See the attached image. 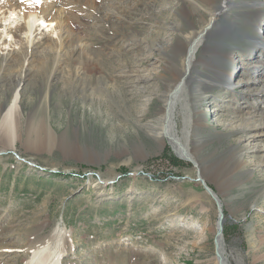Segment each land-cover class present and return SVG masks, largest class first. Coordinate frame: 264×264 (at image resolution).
I'll return each mask as SVG.
<instances>
[{"label": "rangeland", "instance_id": "obj_1", "mask_svg": "<svg viewBox=\"0 0 264 264\" xmlns=\"http://www.w3.org/2000/svg\"><path fill=\"white\" fill-rule=\"evenodd\" d=\"M64 1L74 5L66 7L74 41L60 63L44 26L28 48L24 32L11 41L10 50L26 49L18 62L0 38V143L18 81L13 66L23 68L12 113L17 139L13 149L0 144V264H24L33 242L59 227L68 242L61 264H215L219 209L227 263L264 264V153L249 149L264 146V126L257 127L264 125V81L252 84L264 21L257 29L248 15L256 2L264 10V0H233L219 14V25L235 24L227 46L211 47L217 31L207 35L187 79L193 122L203 124L190 144L199 170L169 145L159 150L145 127L158 124L165 80L180 71L182 58L170 45L202 31L221 0H211L214 8L202 0ZM42 52L47 62L40 65L35 56ZM222 71L232 74L231 90ZM42 121L40 145L27 148L28 128ZM258 129L263 135L247 142Z\"/></svg>", "mask_w": 264, "mask_h": 264}, {"label": "bare ground", "instance_id": "obj_2", "mask_svg": "<svg viewBox=\"0 0 264 264\" xmlns=\"http://www.w3.org/2000/svg\"><path fill=\"white\" fill-rule=\"evenodd\" d=\"M82 1L83 0H77L76 2L83 3ZM202 1L206 2L207 5L209 6L212 5L211 0H202ZM86 2H88V0H86ZM71 3L72 4H70L69 2H65L64 0L63 1L62 0L60 1L59 0H22V1L20 0H0V16L3 17V18H0V27L2 28L0 32V38L2 34H4L3 36L5 37L2 38L3 41H1L2 42L1 45L4 47L2 48L3 51L7 50L5 55L10 56V58L13 59V62L24 60L23 57L26 54L25 53L26 49L24 50L22 46L20 48L18 47L19 49L15 48V49L10 50L11 41L14 40L17 37V33L21 31V32H24L25 34L24 40L26 42L27 48L30 47L32 44H34L33 40H34L35 35H37L38 32L42 31L40 30L41 28L39 27L40 25V26H44V28L47 29L48 32L51 33V37L53 38V40L50 39V44L47 47H50L52 49L51 50L52 52H54L53 48L55 49V52H57V55L55 56V60L56 62L60 63L62 55L64 54V52L62 53V51L65 49L66 44L72 43L74 41V40L72 42L69 41L70 31L72 29H70L71 26L67 18V14L69 12L66 11V7L74 6L73 2ZM233 4H234L233 0H221L217 8H214L215 5L214 6L212 5L214 9L210 12L211 16H210L209 21L206 23L203 29L201 28L202 31L200 32L196 31V32H193V34L187 35L185 37L184 42L181 43L178 41L179 43H181L179 45H170L169 48L171 49V55H173L174 58H182V60L180 61V69H179L180 71H178V75H177L175 71L173 72L170 70V74L173 79L169 81L165 80L164 92L161 98L163 102L162 104L163 106L160 109L161 111L158 113V119H157L158 124L148 125L147 127H145L147 133L152 138V140L157 144L159 150L162 149L165 145H169L172 148V151L175 153L176 156H178L182 160L193 162L197 166L198 170H199V165L193 159V154H195V152H193L192 149L190 148V144L193 143L192 138H191L193 137V134H192L193 128L196 129L199 126L200 127L203 126V124L200 122L199 119H198L199 122H196V121H195L196 123L193 122V115H192L193 108L192 109L189 108L187 104L188 99L185 97L186 87H187L186 82H187V79L190 78L191 72L194 70L195 64L198 62V59L196 56H197L199 49L201 47L205 48V46L207 45V39H206L207 35H211L212 33L217 31V37L214 38L216 42L213 43L211 47L216 46L217 49L218 48L223 49L225 46H227L225 45L226 44L225 40L227 38L229 39L230 29L232 27L234 28L235 24L233 21L227 24L223 20V25H219L221 23L218 24V20L220 16L219 14L227 11L229 7L233 6ZM261 4L259 2L253 3L254 5L252 8L253 10H250L248 12V15L254 19L257 29H260L261 24L264 21V10H261L263 7V5ZM77 6H75V8ZM17 9H19V11ZM105 9H107L106 12L109 13L112 11L113 8L111 9V11L108 8H105ZM15 11L19 12L18 16L15 13ZM184 12H187V11H184ZM18 17L21 18V21H22L21 24H20V20H18ZM1 22H4L3 25L1 24ZM7 38L9 39L7 40ZM75 40H77V43L80 42L78 37H76ZM78 45H76V47L78 48V51L80 52L85 51V47H82L83 45L79 47ZM164 45L166 44L164 43ZM257 46H258L257 48H254V53H252L253 58L256 60L255 62L257 63V65L255 64L253 66L254 67L253 69L255 71V68L258 67L259 73H258V76L252 78V84H255V83L258 84L264 81V43L260 45V43L257 42ZM161 48L164 49L163 46ZM223 55H225L226 59L230 61H233L234 59V53H228L226 51ZM35 58H36V62L40 65L45 64L44 62H47L46 61L47 58L44 56L43 52L35 56ZM13 67L14 68L17 67L18 70L15 71L14 75H12V73L11 75L14 77L15 80H18V81H16V87L14 86L15 89L13 87L12 98L9 102V105L5 107L4 109L6 110V112H8L6 119L3 121V124H5L4 129L7 133H3L4 136H3V139L1 138L2 141L0 143L2 146L3 145L10 146L11 149L14 148V143L17 139L16 126H15L16 123L13 122L14 118L12 117V113L18 111L19 109V99H20L19 87H20V83L22 82L21 79L23 78L22 76L23 68L21 66L18 67L16 64ZM220 77L222 78L221 79L222 85H224L223 87L225 88V90H229V89L231 90L230 79L232 77V74L222 71ZM207 97L208 96L204 95L203 96L204 99L202 98L203 101H205ZM198 106L199 105H197V107ZM177 108H179V111H177ZM197 112L201 113V111L199 110ZM4 113L2 115L3 118L5 117ZM177 116L180 119V128L177 126V121H176ZM240 118H241L240 125L242 124L245 125L246 118H243V116H241ZM260 123H263V122H259L257 127L264 126L263 124H260ZM46 125H47V122L42 121V124L35 125V126L32 125V127L28 128L27 142L25 143L27 144V148L29 149L35 148L34 144H36V148L40 145L41 143L39 139V136L41 135L40 131H43L44 126L47 127ZM48 131L50 132V129H48ZM30 135L33 136L34 138L29 139ZM262 135H263V132L260 129H258V130H255L253 132V135H251L246 140L247 142H250L251 139H252L251 141H254L257 137H260ZM2 142L4 143L2 144ZM249 149L251 151L257 150L261 153H264V146H259V144L257 146L256 143ZM1 151H0V155H3L4 152H1ZM240 154H242V150H240ZM199 177H200V181L202 182V184L206 186L205 179L200 174V172H199ZM208 193L210 194V196H212V198L216 199L219 202L217 195L212 190L211 192L208 191ZM66 235L67 233H65L64 230L59 227V228H55L53 230V233H50V235L43 237L40 243H38V240L33 242V245H32L33 248L30 251L29 258L27 259V261H25L24 264H35V263L37 264H61L62 256L67 251L68 242H67ZM214 246H215V258H214L215 264H228L224 257L223 237H221L220 233H217V235H215Z\"/></svg>", "mask_w": 264, "mask_h": 264}, {"label": "water", "instance_id": "obj_3", "mask_svg": "<svg viewBox=\"0 0 264 264\" xmlns=\"http://www.w3.org/2000/svg\"><path fill=\"white\" fill-rule=\"evenodd\" d=\"M111 183H112V181L107 182V184H111ZM204 187L206 188L207 191H210L211 192V190L209 188H207V186H204ZM214 200L217 203V205L220 207V202H218L216 199H214ZM222 218H223V214L221 213V210L219 209V219H218V223H217V225H218L217 226L218 232L217 233H220V234L222 232L221 231L222 230V224H223V219Z\"/></svg>", "mask_w": 264, "mask_h": 264}, {"label": "trees", "instance_id": "obj_4", "mask_svg": "<svg viewBox=\"0 0 264 264\" xmlns=\"http://www.w3.org/2000/svg\"><path fill=\"white\" fill-rule=\"evenodd\" d=\"M167 152L164 153V157L167 158V160H169L171 163H173L174 165H177V162L176 160H174L173 158L171 157H167Z\"/></svg>", "mask_w": 264, "mask_h": 264}]
</instances>
